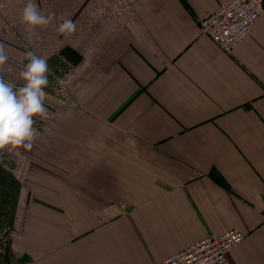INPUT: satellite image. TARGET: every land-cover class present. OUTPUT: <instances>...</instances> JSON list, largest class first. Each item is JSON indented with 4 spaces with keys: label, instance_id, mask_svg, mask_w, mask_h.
Wrapping results in <instances>:
<instances>
[{
    "label": "crops",
    "instance_id": "crops-1",
    "mask_svg": "<svg viewBox=\"0 0 264 264\" xmlns=\"http://www.w3.org/2000/svg\"><path fill=\"white\" fill-rule=\"evenodd\" d=\"M224 1L35 0L76 24L63 46L81 57L28 167L49 196L35 263L153 264L237 227L230 263L264 264V12L226 53L200 26ZM26 3L0 0V40L15 23L18 49L59 55Z\"/></svg>",
    "mask_w": 264,
    "mask_h": 264
},
{
    "label": "rangeland",
    "instance_id": "rangeland-1",
    "mask_svg": "<svg viewBox=\"0 0 264 264\" xmlns=\"http://www.w3.org/2000/svg\"><path fill=\"white\" fill-rule=\"evenodd\" d=\"M3 27V31H9L10 39L0 40V45L4 46L9 57L8 62L3 66L2 74L6 79L14 80L19 85L22 84L19 74L28 63L27 53H37L38 50L33 44L32 35L26 43L25 50L21 47L18 49L17 24L8 22ZM57 29L55 22L42 28L41 44L46 46L51 43L58 44L59 55L51 58L44 56L50 69L49 85L45 89L48 93L45 102L47 116L43 119L36 118L34 127L38 133H46L50 129L53 115L59 112L58 108L63 104L61 100L66 99L63 84L66 59L77 64L81 58L69 55L71 48L63 46L67 34H62ZM50 37L53 41L49 39ZM42 129L44 130L41 131ZM38 139L39 136L35 138L33 146L38 143ZM33 154V147L31 149L21 147L11 152L5 150L0 154V264H39V262L35 263L34 259L38 256L36 251L39 252V248L50 250V234L41 227L50 222L49 209H47L49 196L44 195L47 189H42V186L35 184L31 179L29 170L31 171L32 168L28 169V167ZM41 235H44L43 240L40 239ZM47 262L44 261L43 264Z\"/></svg>",
    "mask_w": 264,
    "mask_h": 264
},
{
    "label": "clouds",
    "instance_id": "clouds-1",
    "mask_svg": "<svg viewBox=\"0 0 264 264\" xmlns=\"http://www.w3.org/2000/svg\"><path fill=\"white\" fill-rule=\"evenodd\" d=\"M54 13L44 14L35 0H27L23 7L20 23L29 32L52 24ZM62 34L76 31V24L71 19H64L57 29ZM28 63L19 74L22 84L6 79L2 74L3 66L8 62L3 45H0V154L18 148L31 149L39 135L34 127L36 118H45V102L49 85V66L47 58L28 52Z\"/></svg>",
    "mask_w": 264,
    "mask_h": 264
},
{
    "label": "built area",
    "instance_id": "built-area-1",
    "mask_svg": "<svg viewBox=\"0 0 264 264\" xmlns=\"http://www.w3.org/2000/svg\"><path fill=\"white\" fill-rule=\"evenodd\" d=\"M263 12L264 0H226L201 18V30L220 49L231 53L250 34ZM244 238L245 233L237 227L210 233L153 264H231L229 253Z\"/></svg>",
    "mask_w": 264,
    "mask_h": 264
}]
</instances>
